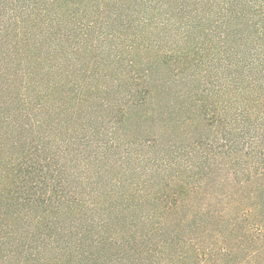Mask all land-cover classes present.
I'll use <instances>...</instances> for the list:
<instances>
[{
	"label": "trees",
	"instance_id": "obj_1",
	"mask_svg": "<svg viewBox=\"0 0 264 264\" xmlns=\"http://www.w3.org/2000/svg\"><path fill=\"white\" fill-rule=\"evenodd\" d=\"M60 3L0 0V264H164L170 251L183 264H264V0H78L61 9ZM145 37L152 42L144 44ZM20 44L19 55L44 45L47 53L66 50L69 71L57 59L48 66L50 59L28 54L18 61ZM92 44H110L115 57L154 48L182 63L216 57L215 77L201 89L196 81L189 104L219 133L223 158L247 159L255 181L240 182L234 200L228 191L205 192L204 178L166 184L131 223L133 232L112 227L101 198L118 191L99 187L94 170L116 146L107 135L118 131L126 107L146 106L154 85L149 67L134 59L118 60L108 85L105 61L99 68L95 59L76 58ZM94 68L100 83L88 89L93 83L83 74ZM121 84L115 101L109 88ZM210 92H219L216 102L205 100ZM87 123L92 127L80 134ZM211 140L198 137L190 149ZM189 199L201 220L188 223V234H173L168 225L185 226L177 216L188 211Z\"/></svg>",
	"mask_w": 264,
	"mask_h": 264
},
{
	"label": "rangeland",
	"instance_id": "obj_2",
	"mask_svg": "<svg viewBox=\"0 0 264 264\" xmlns=\"http://www.w3.org/2000/svg\"><path fill=\"white\" fill-rule=\"evenodd\" d=\"M58 1L59 3L63 1L59 5L61 9L63 5H66L64 2L74 3L78 0ZM93 11L98 13L99 7L94 6ZM143 41L144 44L151 43L152 38L145 37ZM93 44L89 50H84L75 56L85 63L93 62L95 59L99 63V68L102 67L100 64L102 60L105 61L107 63L105 69L108 85L111 83L110 80L117 75L119 63L116 62L120 59L123 61L134 59L140 67L144 69L149 67L150 79L154 85L153 95H151L146 106L142 108L126 107L124 120L121 126H117L119 127L118 131L116 129L113 134L107 135L108 138L111 137L115 140L116 146L106 151V157L98 162L99 164L95 167L97 170H94V173H97L95 178L99 187L112 186L118 191L114 197L101 198L104 203L103 206L108 207L106 212L111 219L112 227L121 234L133 232L131 223L139 219L140 213L152 207L155 202L154 193L162 190L167 186L166 184L184 185L193 183L196 179L204 178V182L207 181L205 192L210 193L213 197L228 191L232 194L233 200L238 198L240 196L237 193L238 184L246 178H251L243 163L247 159L233 153L229 157L223 158L222 150L219 148L222 143L219 133L216 130L213 133L214 129L206 128L201 120L194 116L195 114L189 104L190 95L198 86L196 81H200L198 89H201L204 87L205 81H210L215 77L216 72L211 69V61L215 60L216 57H186V63H182L180 61L183 57L180 58V61H174L172 58L163 57L162 53L155 48L143 50L135 54L134 57H115V53L108 50V47H111L110 44H107L105 48L95 47ZM24 47V44H20L18 49H15L16 57L14 58L18 61H22L21 57L25 58L27 54L28 58L50 59L47 66L51 63L50 61L57 59L62 68H67L64 72L67 74L69 71L65 61V57H69L66 50H60L57 53L51 49V52L47 53L48 48L44 45L39 50L35 49L29 53L20 51L19 55V49ZM22 65L24 67L30 66L29 62ZM114 67L116 73L113 71ZM79 69L74 71L78 72ZM71 70L73 69L71 68ZM94 70L95 72L88 69V72L84 71L83 74V76L90 77L93 83L87 85L88 89L90 86L95 87L97 83H100L93 76L97 73L95 68ZM80 80L79 77L77 81ZM94 80L95 82H93ZM64 84L66 82L62 83V85ZM64 89H67L66 85ZM109 89L111 97L117 101L122 96L124 84H121L119 89H112L111 86ZM84 90L86 91V88ZM203 97H206V94ZM218 97L219 92H210L204 99L209 103L216 102ZM49 104L50 107L54 106L52 102ZM86 113L83 110V114ZM81 119L82 117L79 121ZM65 122H69V120L62 123L60 137L66 136V125L70 122L67 124ZM86 126L88 127L83 130L80 129V134H84L86 129L92 127L90 123H87ZM198 137L213 139L211 140L212 145H201L202 149L198 151L191 150V143ZM4 154L0 152V167L4 161ZM248 180L255 181L253 178ZM248 187L251 189V185ZM203 200L206 201L207 197ZM187 202L190 206L188 211L184 209L182 215L177 216V218L181 217L186 220V224L184 221L182 223L185 226L183 228L180 224L177 226V222H170L168 225V229L173 234H188L190 229L188 223H191L192 220L194 222L201 220V217L196 215L197 212L189 203L191 200L189 199ZM136 204L143 208L137 211L135 209ZM202 224L207 226L205 220L202 221ZM176 257L177 255L170 251L162 258L165 259L164 264H183Z\"/></svg>",
	"mask_w": 264,
	"mask_h": 264
}]
</instances>
